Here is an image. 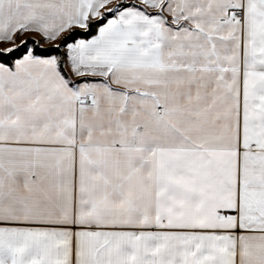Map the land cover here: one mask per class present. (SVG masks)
<instances>
[{"label":"snow or ice","instance_id":"obj_1","mask_svg":"<svg viewBox=\"0 0 264 264\" xmlns=\"http://www.w3.org/2000/svg\"><path fill=\"white\" fill-rule=\"evenodd\" d=\"M0 264H264V0H0Z\"/></svg>","mask_w":264,"mask_h":264}]
</instances>
